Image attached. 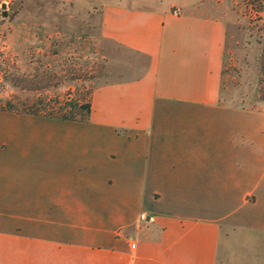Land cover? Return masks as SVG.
<instances>
[{
  "label": "crops",
  "instance_id": "1",
  "mask_svg": "<svg viewBox=\"0 0 264 264\" xmlns=\"http://www.w3.org/2000/svg\"><path fill=\"white\" fill-rule=\"evenodd\" d=\"M152 4L102 6L114 68L85 121L0 111V264H217L236 227L264 245V111L221 97L225 22Z\"/></svg>",
  "mask_w": 264,
  "mask_h": 264
},
{
  "label": "rangeland",
  "instance_id": "2",
  "mask_svg": "<svg viewBox=\"0 0 264 264\" xmlns=\"http://www.w3.org/2000/svg\"><path fill=\"white\" fill-rule=\"evenodd\" d=\"M123 1L154 7L177 3L205 14L212 12L205 4H211L227 33L221 97L245 102L253 116L264 111V0ZM115 2L0 0V108L10 102L22 113L71 112L76 122L85 121L76 104L87 103L96 86L110 81L114 68L100 26L102 6ZM79 130L61 123L62 136ZM230 233L222 236L217 264H264L260 231L236 227Z\"/></svg>",
  "mask_w": 264,
  "mask_h": 264
},
{
  "label": "trees",
  "instance_id": "3",
  "mask_svg": "<svg viewBox=\"0 0 264 264\" xmlns=\"http://www.w3.org/2000/svg\"><path fill=\"white\" fill-rule=\"evenodd\" d=\"M76 106H79V109H82V110H84V112H85V117H84V120H86L87 119V117H88V115H89V113H90V103H89V101L87 102V103H85V104H83V105H80L79 103H77L76 104ZM0 111H7V112H14V113H22V112H20V111H18L17 109H14V108H12L11 107V104H10V102H7L6 104H5V106H2L1 108H0ZM40 112H34V113H25V114H34V115H38ZM48 116H50V117H57V118H59V119H61V120H65V121H75L76 119V116L74 115V114H72L71 112L70 113H57V115H55V114H48Z\"/></svg>",
  "mask_w": 264,
  "mask_h": 264
},
{
  "label": "water",
  "instance_id": "4",
  "mask_svg": "<svg viewBox=\"0 0 264 264\" xmlns=\"http://www.w3.org/2000/svg\"><path fill=\"white\" fill-rule=\"evenodd\" d=\"M2 8H3V10H4L5 5H3ZM2 16H3V17H6V16H7V13H6L5 11H3V12H2Z\"/></svg>",
  "mask_w": 264,
  "mask_h": 264
},
{
  "label": "built area",
  "instance_id": "5",
  "mask_svg": "<svg viewBox=\"0 0 264 264\" xmlns=\"http://www.w3.org/2000/svg\"><path fill=\"white\" fill-rule=\"evenodd\" d=\"M130 247H131V248H134V247H135V244H131Z\"/></svg>",
  "mask_w": 264,
  "mask_h": 264
}]
</instances>
